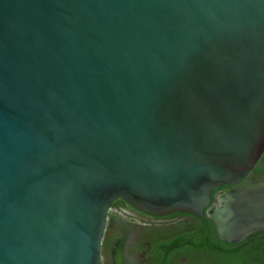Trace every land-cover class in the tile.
Segmentation results:
<instances>
[{
	"label": "water",
	"instance_id": "water-1",
	"mask_svg": "<svg viewBox=\"0 0 264 264\" xmlns=\"http://www.w3.org/2000/svg\"><path fill=\"white\" fill-rule=\"evenodd\" d=\"M264 0H0V264H103L113 202L264 229ZM256 214V216L253 215Z\"/></svg>",
	"mask_w": 264,
	"mask_h": 264
},
{
	"label": "flooded vegetation",
	"instance_id": "flooded-vegetation-1",
	"mask_svg": "<svg viewBox=\"0 0 264 264\" xmlns=\"http://www.w3.org/2000/svg\"><path fill=\"white\" fill-rule=\"evenodd\" d=\"M248 179H264V158ZM235 188L214 189L203 217L187 213L154 215L123 199L115 200L102 244L103 264H264V229L254 230L237 243L217 236L209 210Z\"/></svg>",
	"mask_w": 264,
	"mask_h": 264
}]
</instances>
